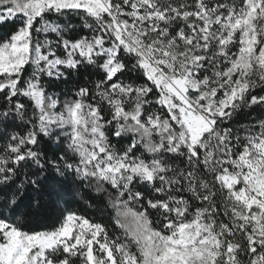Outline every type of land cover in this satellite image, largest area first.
<instances>
[{
	"label": "snow or ice",
	"instance_id": "1",
	"mask_svg": "<svg viewBox=\"0 0 264 264\" xmlns=\"http://www.w3.org/2000/svg\"><path fill=\"white\" fill-rule=\"evenodd\" d=\"M0 27V264H264V0H0Z\"/></svg>",
	"mask_w": 264,
	"mask_h": 264
},
{
	"label": "trees",
	"instance_id": "2",
	"mask_svg": "<svg viewBox=\"0 0 264 264\" xmlns=\"http://www.w3.org/2000/svg\"><path fill=\"white\" fill-rule=\"evenodd\" d=\"M8 27H0V33L8 31ZM66 86L63 84H60L59 82H54L52 90L60 91L61 89H64ZM255 115V114H254ZM99 211L103 213V218L107 220L109 209L104 208L103 205L99 206ZM93 215H97V210L94 208L92 209ZM56 215V211L49 207L45 212H42L39 217L36 218V223L43 224L51 222Z\"/></svg>",
	"mask_w": 264,
	"mask_h": 264
}]
</instances>
